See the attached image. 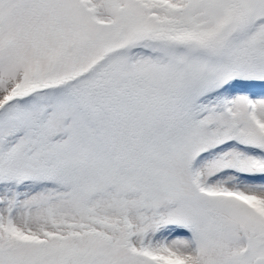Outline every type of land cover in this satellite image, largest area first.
<instances>
[{"label":"snow or ice","instance_id":"1","mask_svg":"<svg viewBox=\"0 0 264 264\" xmlns=\"http://www.w3.org/2000/svg\"><path fill=\"white\" fill-rule=\"evenodd\" d=\"M0 264H264V0H0Z\"/></svg>","mask_w":264,"mask_h":264}]
</instances>
